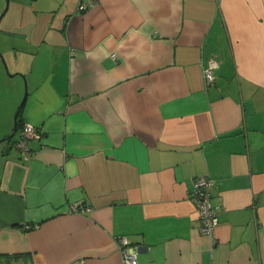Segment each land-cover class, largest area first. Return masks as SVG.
Returning a JSON list of instances; mask_svg holds the SVG:
<instances>
[{
	"label": "crops",
	"instance_id": "crops-1",
	"mask_svg": "<svg viewBox=\"0 0 264 264\" xmlns=\"http://www.w3.org/2000/svg\"><path fill=\"white\" fill-rule=\"evenodd\" d=\"M0 52V264H264V0H0Z\"/></svg>",
	"mask_w": 264,
	"mask_h": 264
},
{
	"label": "built area",
	"instance_id": "built-area-1",
	"mask_svg": "<svg viewBox=\"0 0 264 264\" xmlns=\"http://www.w3.org/2000/svg\"><path fill=\"white\" fill-rule=\"evenodd\" d=\"M86 7L85 3H80L78 9H83ZM115 57V53L111 54ZM218 66L216 59L212 58L208 61L204 68V78L207 84H212L216 79L215 70ZM40 137V130L30 123L23 122L21 125L18 137L15 141V146L20 150L24 151V157H28L30 153V147L28 141L30 139H36ZM212 181L205 177L200 176L193 180V187L191 192V198L198 211L199 218V230L202 234L209 236L213 239L214 230L218 224V212L216 207L211 203L210 199V186ZM79 207L77 205H71V211H77ZM82 209V208H81ZM36 227V225L26 224L25 228ZM120 251L122 254L123 264H137V253L138 247L136 245H131L126 238L121 237L119 239Z\"/></svg>",
	"mask_w": 264,
	"mask_h": 264
},
{
	"label": "trees",
	"instance_id": "trees-1",
	"mask_svg": "<svg viewBox=\"0 0 264 264\" xmlns=\"http://www.w3.org/2000/svg\"><path fill=\"white\" fill-rule=\"evenodd\" d=\"M21 109H22V106L19 107V110H18V112H17L16 119H15V128H16L15 132H16V131L21 127V125L23 124V123L21 122V118H20V115H21Z\"/></svg>",
	"mask_w": 264,
	"mask_h": 264
},
{
	"label": "water",
	"instance_id": "water-1",
	"mask_svg": "<svg viewBox=\"0 0 264 264\" xmlns=\"http://www.w3.org/2000/svg\"><path fill=\"white\" fill-rule=\"evenodd\" d=\"M0 59H1V61L3 62V65H4L5 69H6V68H7V67H6V63H5V61H4V57H3V55L1 54V52H0ZM25 98H26V92H25V94H24V96H23V99H22V101H21L19 107H21V106L23 105V103H24V101H25ZM15 130H16V128H14V131L10 134V137L14 135Z\"/></svg>",
	"mask_w": 264,
	"mask_h": 264
},
{
	"label": "rangeland",
	"instance_id": "rangeland-1",
	"mask_svg": "<svg viewBox=\"0 0 264 264\" xmlns=\"http://www.w3.org/2000/svg\"><path fill=\"white\" fill-rule=\"evenodd\" d=\"M24 94H25V90H22V93H20V97L18 98V105H17V107H19V105H20V103H21V101L23 99Z\"/></svg>",
	"mask_w": 264,
	"mask_h": 264
}]
</instances>
